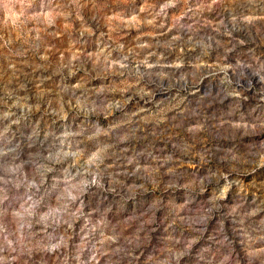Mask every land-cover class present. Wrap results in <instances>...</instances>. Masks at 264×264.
I'll return each mask as SVG.
<instances>
[{
    "label": "rangeland",
    "instance_id": "374dc122",
    "mask_svg": "<svg viewBox=\"0 0 264 264\" xmlns=\"http://www.w3.org/2000/svg\"><path fill=\"white\" fill-rule=\"evenodd\" d=\"M0 264H264V0H0Z\"/></svg>",
    "mask_w": 264,
    "mask_h": 264
}]
</instances>
